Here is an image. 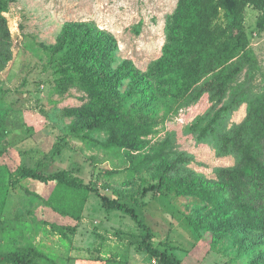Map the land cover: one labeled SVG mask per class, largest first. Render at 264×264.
I'll return each mask as SVG.
<instances>
[{
	"label": "rangeland",
	"instance_id": "1",
	"mask_svg": "<svg viewBox=\"0 0 264 264\" xmlns=\"http://www.w3.org/2000/svg\"><path fill=\"white\" fill-rule=\"evenodd\" d=\"M0 2L10 34L1 49L6 52L8 44L11 53L0 66V109L7 130L0 139V213L20 245L29 237L58 264H153L154 258L138 246L142 229L124 211L102 208L94 193L81 209L72 207L80 212V223L66 217L61 224L64 216L44 207L40 198L7 185L8 175L20 166L71 169L104 195L132 205L151 228L154 246L168 249L183 264L198 259L200 264H264V237L249 232L235 242L228 229L207 231L202 226L213 222L217 212L184 192L200 182L216 185V169L236 164L234 153L220 155L218 149L250 106L247 98L237 100L211 121L230 96L217 101L194 85L184 86L189 79L180 63L189 72L201 61L189 39L197 22L196 0ZM259 15L252 4L246 6L243 27L254 67L248 89L254 101L264 93ZM78 25L83 26L75 29ZM225 26L220 10L210 23L216 42L223 40ZM68 27L92 38L86 56H68L69 46L60 49ZM246 71L237 85L246 81ZM115 120L147 126L148 132H137L129 147L106 148ZM163 173L168 181L161 192L142 196V189L158 184ZM22 185L44 196L53 186L33 180ZM42 235L55 247L45 246Z\"/></svg>",
	"mask_w": 264,
	"mask_h": 264
},
{
	"label": "trees",
	"instance_id": "2",
	"mask_svg": "<svg viewBox=\"0 0 264 264\" xmlns=\"http://www.w3.org/2000/svg\"><path fill=\"white\" fill-rule=\"evenodd\" d=\"M183 4L182 1L175 15H182L180 8ZM248 4L259 10L257 24L264 28V0H196L197 22L189 39L190 45L196 48L192 54L201 61L195 70L191 69L189 72H185L186 67L182 66L183 62L179 66L184 76L189 79L184 86L194 85L197 91H206L211 99L217 101L227 95L230 96L224 107L220 108V113L217 112L211 121H216L226 109L234 107L237 100L247 98L250 105L245 120L220 142L218 149L220 155L234 153L236 164L232 167L216 169L218 179L216 185L203 186L200 182L197 188L184 191L186 194L198 196L217 212L214 221L202 227L207 231L228 229L235 235V242L240 237L247 238L249 232H257L264 237V93L255 101L250 99L248 86L252 80L254 67L251 65L253 58L248 49L247 35L243 27L244 10ZM0 6L1 11L4 8L2 2ZM220 10L224 13L226 26L222 33L223 40L216 42L210 23ZM82 26L78 25L75 29ZM75 29L70 30L68 27L64 31L59 47L63 49L69 46L68 56L81 57V54H85L84 50L91 45L92 38L88 32H76ZM9 37L6 19L0 12V66L11 59V53L7 52L8 44L6 49L8 54L1 49L9 41ZM244 69L247 70L246 81L237 85L236 79ZM241 87L244 89L241 90ZM109 131V137L104 143L106 148L129 147L131 139L137 137V132L144 134L148 132L147 126L135 125L129 120L120 123L115 120L114 124L109 126ZM6 132L5 112L0 109V139ZM56 152H60V149L57 148ZM159 178L158 184L142 189V196L149 192L154 194L161 192L168 177L163 173ZM23 180H33L39 184L53 186L49 195L44 196L23 186ZM7 185L12 189H20L27 197L40 198L44 207L77 221L81 214L72 211V207L78 205L81 209L90 194L94 193L100 199L102 208L124 211L142 229L143 236L138 246L150 254L157 264H183V261L175 258L168 249L154 246L151 228L143 222L132 205L121 201L118 197L104 195L97 188L73 175L71 169L46 172L37 167L20 166L15 173L8 175ZM73 200H76L77 204H71ZM29 211L30 209L26 210L27 214H30ZM5 222V215L0 213V264H58L55 255L45 252L41 249L44 246L35 245L29 237H24V244L20 245L13 237L16 234L15 230L6 226ZM48 224L52 230H57L59 227L56 223ZM11 237L13 239L10 240ZM4 239H7L5 245L2 244ZM191 264H200V260H195Z\"/></svg>",
	"mask_w": 264,
	"mask_h": 264
},
{
	"label": "crops",
	"instance_id": "3",
	"mask_svg": "<svg viewBox=\"0 0 264 264\" xmlns=\"http://www.w3.org/2000/svg\"><path fill=\"white\" fill-rule=\"evenodd\" d=\"M86 209V208H85ZM48 210H50V209H48ZM84 211H86V210H83V213H82V215L84 214ZM112 211V210H111ZM56 213V212H55ZM54 213V214H55ZM58 214V213H57ZM57 215L55 214L54 215V217L55 218H57L56 217ZM60 217V219H61V216H59ZM82 217V216H81ZM66 218V216H64L63 218H62V220L60 221L61 222V224H66V223H64L65 222V219ZM59 219V218H58ZM81 219H83V218H81ZM74 220V219H73ZM75 221V220H74ZM81 221V220H80ZM76 222H78V223H80L79 221H76ZM42 242L45 244V246H48V247H55V246H51L50 244H49V241H48V239H46L43 235H42ZM50 245V246H49ZM58 249H59V247H58ZM75 252V251H74ZM62 254V253H61ZM67 254H72V252L70 253V251L69 252H67ZM103 255V254H102ZM102 255H100V256H102ZM208 257V256H207ZM66 254L64 255V259L66 260ZM101 258H103V257H101ZM69 261H74V259H70ZM81 263H82V261H81ZM201 264H203V263H201Z\"/></svg>",
	"mask_w": 264,
	"mask_h": 264
},
{
	"label": "built area",
	"instance_id": "4",
	"mask_svg": "<svg viewBox=\"0 0 264 264\" xmlns=\"http://www.w3.org/2000/svg\"><path fill=\"white\" fill-rule=\"evenodd\" d=\"M153 264H157V261L154 259Z\"/></svg>",
	"mask_w": 264,
	"mask_h": 264
}]
</instances>
